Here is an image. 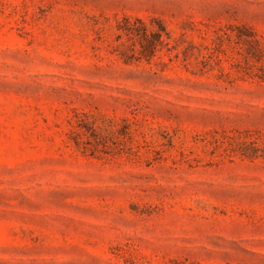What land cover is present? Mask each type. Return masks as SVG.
<instances>
[{
    "label": "rangeland",
    "instance_id": "374dc122",
    "mask_svg": "<svg viewBox=\"0 0 264 264\" xmlns=\"http://www.w3.org/2000/svg\"><path fill=\"white\" fill-rule=\"evenodd\" d=\"M0 264H264V0H0Z\"/></svg>",
    "mask_w": 264,
    "mask_h": 264
}]
</instances>
